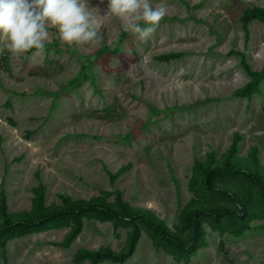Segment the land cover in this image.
<instances>
[{
    "label": "rangeland",
    "instance_id": "374dc122",
    "mask_svg": "<svg viewBox=\"0 0 264 264\" xmlns=\"http://www.w3.org/2000/svg\"><path fill=\"white\" fill-rule=\"evenodd\" d=\"M152 2L168 12L146 44L106 15L108 0H89L99 10V46H68L51 29L39 64L0 53V196L9 213L31 209L39 182L47 206L60 205V195L113 204L121 191L124 201L184 234L187 205L205 195L193 179L197 161L222 162L239 135L232 156L247 158L256 147L264 168V77L250 99L235 94L256 79L247 68L264 74V21L255 16L243 24L254 10L264 14V0ZM172 52L180 57L156 58ZM126 165L112 183L109 173ZM82 221L70 242V226L8 239L0 264H264L260 217L247 218L240 235L201 217L203 243L179 253L143 230L123 263L76 262L82 251L119 252L130 229L94 214Z\"/></svg>",
    "mask_w": 264,
    "mask_h": 264
},
{
    "label": "trees",
    "instance_id": "16d2710c",
    "mask_svg": "<svg viewBox=\"0 0 264 264\" xmlns=\"http://www.w3.org/2000/svg\"><path fill=\"white\" fill-rule=\"evenodd\" d=\"M260 17L264 21L261 10H254L253 15H246L243 24L247 25L252 17ZM180 57V53H167L157 56L159 60L169 61ZM247 68V67H246ZM247 72L256 77L243 88L236 90V96L250 99L251 91L256 89L258 79L264 74ZM240 136L234 137L228 154L222 162L216 163L213 158L195 163L198 177L193 178L202 185L205 195L203 199L191 201L185 209V220L180 225L184 234H179L156 215L145 208L132 206L121 197L117 191L115 202L110 204L102 196L89 199L72 200L60 195V205H46V187L42 182L33 188L31 209L19 214L7 211V199L2 191L0 196V250L10 238H17L46 228L70 226L65 237L70 242L77 237L83 226V216L94 214L99 221H122L128 224L129 231L124 248L119 252L107 250L104 252L82 251L76 256V262L89 258L93 263L111 260L123 263L130 258L145 230L166 241L177 253L187 249H197L203 243L201 239V217L208 218L211 225L219 230H228L240 235L249 228L245 221L249 217L264 218V168L259 165L253 147L247 158H234ZM127 170V165L120 167L115 173H109L113 183L117 177ZM36 178L40 180L39 172Z\"/></svg>",
    "mask_w": 264,
    "mask_h": 264
},
{
    "label": "clouds",
    "instance_id": "9594fccd",
    "mask_svg": "<svg viewBox=\"0 0 264 264\" xmlns=\"http://www.w3.org/2000/svg\"><path fill=\"white\" fill-rule=\"evenodd\" d=\"M98 9L89 0H0V53L27 55L32 64L45 58L51 29L68 46L96 47L104 42ZM168 9L152 0H108L107 14L122 22L139 44L157 32Z\"/></svg>",
    "mask_w": 264,
    "mask_h": 264
}]
</instances>
